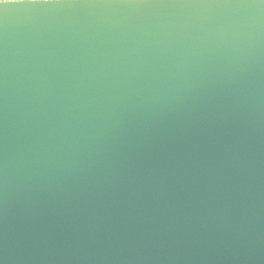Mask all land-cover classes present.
<instances>
[{"label": "water", "instance_id": "water-1", "mask_svg": "<svg viewBox=\"0 0 264 264\" xmlns=\"http://www.w3.org/2000/svg\"><path fill=\"white\" fill-rule=\"evenodd\" d=\"M177 17L0 6V264H264V52L138 54Z\"/></svg>", "mask_w": 264, "mask_h": 264}, {"label": "clouds", "instance_id": "clouds-1", "mask_svg": "<svg viewBox=\"0 0 264 264\" xmlns=\"http://www.w3.org/2000/svg\"><path fill=\"white\" fill-rule=\"evenodd\" d=\"M0 6L5 14L25 16L61 8L169 10L178 17L164 38L137 52L171 57L174 67L208 53L236 64L256 50L264 52V0H0Z\"/></svg>", "mask_w": 264, "mask_h": 264}]
</instances>
